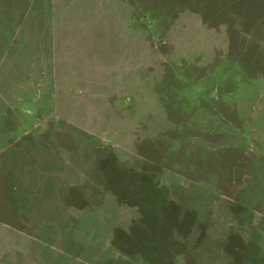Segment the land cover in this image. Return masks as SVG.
<instances>
[{
  "label": "rangeland",
  "instance_id": "374dc122",
  "mask_svg": "<svg viewBox=\"0 0 264 264\" xmlns=\"http://www.w3.org/2000/svg\"><path fill=\"white\" fill-rule=\"evenodd\" d=\"M0 264H264V0H0Z\"/></svg>",
  "mask_w": 264,
  "mask_h": 264
}]
</instances>
